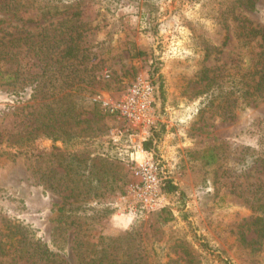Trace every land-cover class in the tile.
Here are the masks:
<instances>
[{
	"label": "rangeland",
	"instance_id": "1",
	"mask_svg": "<svg viewBox=\"0 0 264 264\" xmlns=\"http://www.w3.org/2000/svg\"><path fill=\"white\" fill-rule=\"evenodd\" d=\"M258 31L264 0H0V264H30L8 222L61 264H264ZM140 74L165 201L133 217L134 141L102 101Z\"/></svg>",
	"mask_w": 264,
	"mask_h": 264
},
{
	"label": "built area",
	"instance_id": "2",
	"mask_svg": "<svg viewBox=\"0 0 264 264\" xmlns=\"http://www.w3.org/2000/svg\"><path fill=\"white\" fill-rule=\"evenodd\" d=\"M155 88L147 75L140 74L124 90L120 98L102 104L128 125L134 145L123 159L126 168L135 177L127 191L126 209L133 217L147 216L164 206L165 198L160 190L163 177L141 141L148 135L155 121L153 111Z\"/></svg>",
	"mask_w": 264,
	"mask_h": 264
},
{
	"label": "trees",
	"instance_id": "3",
	"mask_svg": "<svg viewBox=\"0 0 264 264\" xmlns=\"http://www.w3.org/2000/svg\"><path fill=\"white\" fill-rule=\"evenodd\" d=\"M250 4L252 5L253 3L251 2ZM258 33L260 34L263 45H264V31H258ZM16 39H14L12 41H17ZM12 41H11V43H12ZM12 73L13 74L15 73L17 75V73L15 71ZM15 74H14V77L12 76L13 79H16ZM159 79H160V76L158 77V80ZM151 81L154 85L155 92H157L159 89H161V87H162L161 82H159L157 80L156 81L151 80ZM64 96H65V94H64ZM152 137H153V134H151L143 142L144 149L150 150V148L153 145V138ZM164 187H167V189L169 191L174 186L169 181H166V184L164 183ZM59 210H60V213H61V211L65 212L67 210V202H63L62 206L59 208ZM257 220L258 221L261 220V217H257L256 221ZM6 228L8 229L7 238L10 241V243H12V241H13L12 238L14 235H16V234L19 235V238L16 241L17 246H15V248H14V251H15L14 253H17L20 251L22 253V255H23L22 257L25 261L30 262V264H61L58 261L57 254L52 249H50L46 243L41 242L38 238H35L32 235H29V233H28L29 231H28L26 226H21L20 224H13L12 225V224H10V222H8ZM260 230L264 234V224H262V226H260ZM51 243L54 247L58 246L53 238H51ZM0 245H1V242H0ZM11 245L12 244H10V246H9L10 248H11ZM221 260L224 262H228L225 258H221Z\"/></svg>",
	"mask_w": 264,
	"mask_h": 264
}]
</instances>
